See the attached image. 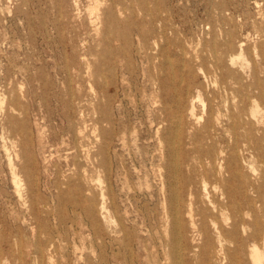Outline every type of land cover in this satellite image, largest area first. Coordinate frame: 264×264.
<instances>
[{
    "label": "rangeland",
    "instance_id": "1",
    "mask_svg": "<svg viewBox=\"0 0 264 264\" xmlns=\"http://www.w3.org/2000/svg\"><path fill=\"white\" fill-rule=\"evenodd\" d=\"M191 102L197 126L240 112L237 146L216 125L241 208L220 223L257 229L264 251V0H0L3 250L17 264H174L161 136Z\"/></svg>",
    "mask_w": 264,
    "mask_h": 264
},
{
    "label": "bare ground",
    "instance_id": "2",
    "mask_svg": "<svg viewBox=\"0 0 264 264\" xmlns=\"http://www.w3.org/2000/svg\"><path fill=\"white\" fill-rule=\"evenodd\" d=\"M255 111L256 109L252 110L250 115L254 116ZM239 113L237 110L231 111L222 120L216 116L197 126L199 118L196 117L191 102L186 112H171L167 115L169 135L161 136L165 159L160 164L164 170L161 173V190L163 189L166 229L172 238L174 264H190L192 261L196 264H225L227 261L237 260L242 251L247 254L250 264H264V251L259 250L256 245L261 239L257 229L241 236L236 223H230V228L223 226L229 223L230 216L227 212L239 216L241 208L236 189L229 184L236 175L235 167L215 165L216 159L224 153L218 146L217 126L218 123L222 125L220 141L229 138L234 147L237 146L240 136ZM100 153L101 150L98 154ZM223 169L229 173L228 178L223 177ZM209 175L216 176L210 191L207 183ZM29 181L31 186L35 185L31 178ZM15 184H18L17 178ZM216 189L217 195L214 194ZM196 204L200 206L197 210L194 208ZM103 207L102 204L101 208ZM240 227L244 232L242 221ZM9 239L10 236L0 234V264H17L19 259L13 253L3 250V243L9 244ZM36 250L38 253L43 252L40 245ZM186 257L188 260L184 261Z\"/></svg>",
    "mask_w": 264,
    "mask_h": 264
}]
</instances>
